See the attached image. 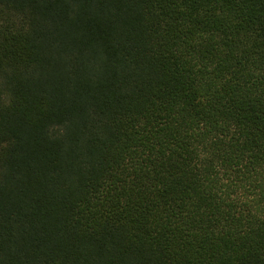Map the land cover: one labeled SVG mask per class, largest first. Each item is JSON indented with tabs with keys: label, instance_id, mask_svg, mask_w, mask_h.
Instances as JSON below:
<instances>
[{
	"label": "trees",
	"instance_id": "1",
	"mask_svg": "<svg viewBox=\"0 0 264 264\" xmlns=\"http://www.w3.org/2000/svg\"><path fill=\"white\" fill-rule=\"evenodd\" d=\"M0 264H264V0H0Z\"/></svg>",
	"mask_w": 264,
	"mask_h": 264
}]
</instances>
